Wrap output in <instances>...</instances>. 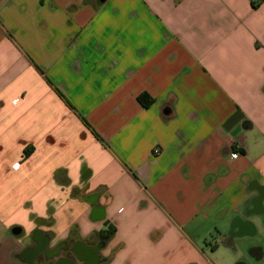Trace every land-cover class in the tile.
I'll return each mask as SVG.
<instances>
[{
    "label": "crops",
    "instance_id": "0c3cea01",
    "mask_svg": "<svg viewBox=\"0 0 264 264\" xmlns=\"http://www.w3.org/2000/svg\"><path fill=\"white\" fill-rule=\"evenodd\" d=\"M261 231L264 0H0V264H264Z\"/></svg>",
    "mask_w": 264,
    "mask_h": 264
},
{
    "label": "flooded vegetation",
    "instance_id": "af4514ba",
    "mask_svg": "<svg viewBox=\"0 0 264 264\" xmlns=\"http://www.w3.org/2000/svg\"><path fill=\"white\" fill-rule=\"evenodd\" d=\"M77 245L78 241L75 240L70 241L68 239L67 241H60L59 243H57L56 249L48 250L46 253H44V257L46 260L45 264H86V261H88V259H86V261H82L80 259V257L78 256V251L76 249ZM94 245L101 246L102 241L96 242ZM58 249L62 250V257L59 256V258L57 259H49L48 257H50L53 252Z\"/></svg>",
    "mask_w": 264,
    "mask_h": 264
},
{
    "label": "trees",
    "instance_id": "16d2710c",
    "mask_svg": "<svg viewBox=\"0 0 264 264\" xmlns=\"http://www.w3.org/2000/svg\"><path fill=\"white\" fill-rule=\"evenodd\" d=\"M138 100L144 106H150L152 104V102L154 101V99L152 97H150V95H148L146 93L140 94L138 96ZM32 150H33V147H26L25 150H24V156H28L32 152Z\"/></svg>",
    "mask_w": 264,
    "mask_h": 264
},
{
    "label": "built area",
    "instance_id": "2783aa9c",
    "mask_svg": "<svg viewBox=\"0 0 264 264\" xmlns=\"http://www.w3.org/2000/svg\"><path fill=\"white\" fill-rule=\"evenodd\" d=\"M260 2H261V0H253V3H260ZM155 151L158 152L157 149ZM239 153H240V148L239 147H235L233 149L232 156L233 157H237Z\"/></svg>",
    "mask_w": 264,
    "mask_h": 264
},
{
    "label": "rangeland",
    "instance_id": "374dc122",
    "mask_svg": "<svg viewBox=\"0 0 264 264\" xmlns=\"http://www.w3.org/2000/svg\"><path fill=\"white\" fill-rule=\"evenodd\" d=\"M210 239H211V237H210ZM256 239H257L259 242H260V240H261V241L264 243V232L261 231ZM259 239H260V240H259ZM211 242H214V240L211 239ZM233 262H234V261H233ZM233 264H235V263H233Z\"/></svg>",
    "mask_w": 264,
    "mask_h": 264
},
{
    "label": "water",
    "instance_id": "95a60500",
    "mask_svg": "<svg viewBox=\"0 0 264 264\" xmlns=\"http://www.w3.org/2000/svg\"><path fill=\"white\" fill-rule=\"evenodd\" d=\"M100 1L104 2V1H106V0H100ZM13 232L18 234V233L20 232V227H15V228L13 229Z\"/></svg>",
    "mask_w": 264,
    "mask_h": 264
}]
</instances>
